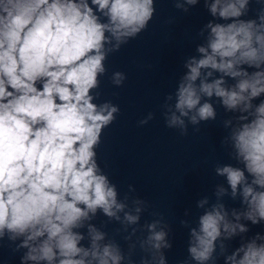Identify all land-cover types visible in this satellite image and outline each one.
Segmentation results:
<instances>
[{
    "label": "clouds",
    "instance_id": "obj_1",
    "mask_svg": "<svg viewBox=\"0 0 264 264\" xmlns=\"http://www.w3.org/2000/svg\"><path fill=\"white\" fill-rule=\"evenodd\" d=\"M173 2L188 13L201 0ZM202 2L211 19L162 115L187 135L222 108L230 115L220 143L234 163L215 165V199H198L200 214L180 221L188 236L181 264H264V231L249 235L264 227V0L254 18H246L251 0ZM155 13L154 0H0V242L22 253L20 264H167L170 225L159 216L141 226L147 202L130 195L131 185L118 199L97 153L120 112L95 102L106 62ZM109 78L117 88L127 79L121 71ZM113 221L126 250L102 230Z\"/></svg>",
    "mask_w": 264,
    "mask_h": 264
}]
</instances>
